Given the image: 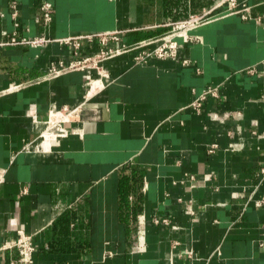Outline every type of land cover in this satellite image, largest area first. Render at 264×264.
Wrapping results in <instances>:
<instances>
[{
    "label": "crops",
    "instance_id": "crops-1",
    "mask_svg": "<svg viewBox=\"0 0 264 264\" xmlns=\"http://www.w3.org/2000/svg\"><path fill=\"white\" fill-rule=\"evenodd\" d=\"M217 1L0 0V264L18 257L2 248L18 230L32 237L31 264H264V0H237L248 18L220 8L188 40L176 37L175 57L134 59L169 22ZM94 32H116L106 46L123 51L99 68L43 77L74 58L58 39ZM102 46L82 39L80 54ZM215 85L219 95L197 111L194 100ZM75 106L68 133L35 147L50 111Z\"/></svg>",
    "mask_w": 264,
    "mask_h": 264
},
{
    "label": "built area",
    "instance_id": "built-area-1",
    "mask_svg": "<svg viewBox=\"0 0 264 264\" xmlns=\"http://www.w3.org/2000/svg\"><path fill=\"white\" fill-rule=\"evenodd\" d=\"M225 6V10L227 13H235L239 14L242 18H248L249 6L244 2L239 3L237 0H219L212 4L209 8L202 10L201 12H196L190 14L186 18L174 20L169 22L170 30L168 33L160 38V43L150 50H143L140 53H137L134 56L136 62H143L149 57H157V58H167V57H175L177 54V49L179 47V42L176 37H182L184 41L188 40V30L193 29L207 21L218 17L221 15L220 8ZM52 5L49 1H43L40 6V12L42 19L45 23H47L52 18L51 8ZM18 23L15 22L14 26H17ZM5 34L6 32L3 31ZM116 32H94V33H86L75 36H67L61 39H58L59 42L69 44L72 47V54L74 58L69 61V63L64 66L62 61H59V67L51 64L43 77H53L62 69H70V68H99L100 64L123 51V47L111 48L107 47V43L110 39H116ZM94 37L99 39V42L103 45L97 52L91 55H81L80 54V45L82 39L92 40ZM52 39L44 36L38 35L32 38L21 37L20 39L16 36L12 35L9 39V43H26L30 45H43L46 42L51 41ZM8 42H1L0 44H4ZM148 42H144V44ZM252 71V70H249ZM88 79V83L91 81L89 75L86 76ZM23 86L22 83L13 84L12 87H9L8 90H15L19 87ZM7 91V90H6ZM219 95V87L208 86L203 89L199 94L196 100L192 103V106L196 108L197 111H200L202 101L206 99L208 96L217 97ZM80 106L75 107H63L61 109H54L50 111L49 118L46 121V127L41 132L39 136V140L36 142L35 147L38 149H46L53 142H56L60 137L65 136L68 133V128L65 126V123L73 118L79 111ZM54 113L56 116L51 118V114ZM208 116L211 119L222 120L224 116H219L215 112H208ZM227 116V114H225ZM46 142L47 145H46ZM237 142L229 141L228 148H236ZM216 144H211L208 148L209 152H213ZM261 173L264 174V167L261 168ZM6 176V168L0 166V184L5 181ZM264 203V198H261L257 201V204ZM152 222L154 224H158L160 222L164 224H169V219L167 216L161 215H152ZM175 228V226H172ZM15 247L18 251V257L16 259L11 260L10 264H31L32 263V255L35 250V246L32 241V237L29 234H26L22 230H18V236L15 242L12 245H3L2 248H11Z\"/></svg>",
    "mask_w": 264,
    "mask_h": 264
},
{
    "label": "trees",
    "instance_id": "trees-1",
    "mask_svg": "<svg viewBox=\"0 0 264 264\" xmlns=\"http://www.w3.org/2000/svg\"><path fill=\"white\" fill-rule=\"evenodd\" d=\"M127 179L124 176H121L120 178V186H119V192H120V197L122 201H125V198H127L128 194V189L129 186L127 185Z\"/></svg>",
    "mask_w": 264,
    "mask_h": 264
}]
</instances>
